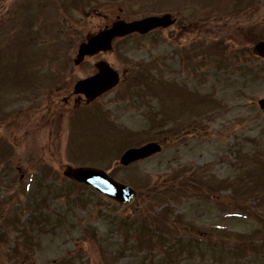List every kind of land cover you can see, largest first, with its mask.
Here are the masks:
<instances>
[{
    "label": "rangeland",
    "instance_id": "rangeland-1",
    "mask_svg": "<svg viewBox=\"0 0 264 264\" xmlns=\"http://www.w3.org/2000/svg\"><path fill=\"white\" fill-rule=\"evenodd\" d=\"M58 1L0 0V264H230L233 252L240 260L252 220L264 226V197L254 194L258 177L249 179L250 171L264 163V113L259 108L264 59L253 54L264 40V0H98L72 10L71 18ZM95 7L97 12L89 15ZM165 12L177 18L175 25L146 37L118 39L113 51L92 59L108 58L123 73L121 82L99 98L77 103L73 86L92 71L91 60L75 62L80 41L117 16L132 20ZM202 41L211 51H197L192 64L178 66V52L192 54ZM209 52L231 61L227 68L233 85L239 87L243 77L251 88L240 96L232 84L225 93L205 81L209 86L203 89H214V101L200 97L199 90V106L183 104L176 91L195 87L188 69L200 68L209 79L221 70L196 65ZM166 56L169 66L163 74ZM244 63L260 80L248 81V70L242 76L244 66H239ZM173 77L185 85L171 83ZM219 77L227 73L219 71ZM144 84L148 88L139 89ZM141 95L137 105L135 98ZM179 104L189 120L168 141L160 138L162 152L119 166L127 147L160 136L155 130L163 122L181 117ZM99 113L106 117L101 132L99 125L94 129ZM117 125L122 135L115 131ZM67 164L101 166L133 186L137 196L132 204L120 205L90 185H74L63 175ZM180 176L196 181L193 194L199 202L170 196L177 192L166 187H178ZM261 177L264 182V173ZM155 188L160 189L150 191ZM35 196L46 210L30 209ZM186 237L188 243L179 244ZM256 242L264 238L257 235ZM173 243L178 250H170ZM200 243L218 250L198 252ZM262 249L246 253L242 262L259 259L264 264Z\"/></svg>",
    "mask_w": 264,
    "mask_h": 264
},
{
    "label": "water",
    "instance_id": "water-1",
    "mask_svg": "<svg viewBox=\"0 0 264 264\" xmlns=\"http://www.w3.org/2000/svg\"><path fill=\"white\" fill-rule=\"evenodd\" d=\"M169 23V15L163 17H148L140 21L129 23L119 20L115 22L111 28L99 32L94 38L90 39L87 44L82 45L80 48L81 56L85 53H93L101 48L109 47L112 38L116 35L128 34L134 30L144 32L153 27L168 25ZM255 51L257 54L264 57V42H260ZM98 66L100 69L99 74L77 83V91L85 92L88 100L111 88L119 80L118 73L111 70L107 63L100 62ZM262 106L264 107V99L262 101ZM156 150H159V146L156 144H149L139 149H130L122 156V162L129 163ZM65 173L70 177L72 176L75 180L95 185L97 189L122 203H129L134 198L135 192L133 189L111 178L102 169L94 167H68Z\"/></svg>",
    "mask_w": 264,
    "mask_h": 264
},
{
    "label": "flooded vegetation",
    "instance_id": "flooded-vegetation-1",
    "mask_svg": "<svg viewBox=\"0 0 264 264\" xmlns=\"http://www.w3.org/2000/svg\"><path fill=\"white\" fill-rule=\"evenodd\" d=\"M95 31V30H94ZM94 31H92V32H94ZM92 32H89L88 33V35L87 36H89V34H91ZM189 58V56H187V59ZM92 59H95L94 57L93 58H87V60H84L82 63H84V62H86V61H89V60H91V64H92V71L90 72V73H88V74H86V76L85 77H87V76H89V75H91V74H93V73H95L96 72V68H95V65L93 64V60ZM82 100V97H81V95H78V97L76 98V102L78 103V101L80 102ZM188 133V132H187ZM181 136H182V134H181Z\"/></svg>",
    "mask_w": 264,
    "mask_h": 264
}]
</instances>
